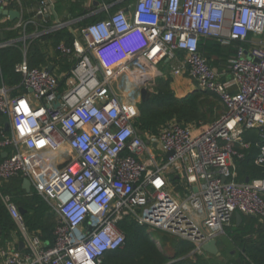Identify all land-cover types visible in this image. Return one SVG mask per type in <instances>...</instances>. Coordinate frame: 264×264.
I'll return each mask as SVG.
<instances>
[{
	"label": "built area",
	"instance_id": "2783aa9c",
	"mask_svg": "<svg viewBox=\"0 0 264 264\" xmlns=\"http://www.w3.org/2000/svg\"><path fill=\"white\" fill-rule=\"evenodd\" d=\"M25 26L17 24L24 42ZM78 31L56 46L72 61L62 91L58 74L25 57L14 66L25 92L0 87L10 124V133L0 129V149L12 148L0 180L27 177L56 214L46 245L0 190L26 247L2 251L4 263L103 264L125 244V220L187 240L200 254L236 212L264 218V0H135L130 16L121 7ZM202 37L239 43L226 68L199 51ZM164 60L171 76L190 77L224 109L199 127L169 120L144 137L134 123L140 91H152ZM252 150L261 176L241 177L238 161Z\"/></svg>",
	"mask_w": 264,
	"mask_h": 264
},
{
	"label": "trees",
	"instance_id": "16d2710c",
	"mask_svg": "<svg viewBox=\"0 0 264 264\" xmlns=\"http://www.w3.org/2000/svg\"><path fill=\"white\" fill-rule=\"evenodd\" d=\"M55 35V40L64 37L69 41L72 39L70 33L62 30L55 32ZM236 44L239 43L233 42L228 46H222L212 38L202 37L199 41V51L206 57L210 65L216 66L220 60L218 58H227L233 53ZM0 52L7 53L4 57L0 54L4 78L17 80L19 76L13 67L14 63L19 59V49L16 46H9ZM28 56L34 66L45 63L48 58L46 52L34 41L30 42ZM154 89L155 92L151 94L150 98L139 104V115L135 118L134 123L140 132L156 133L162 124L172 119L179 120L184 124L192 123L196 120H202L205 123L214 120L209 119V113L212 112L214 103L218 100L213 92L196 88L182 97H177L170 88L169 82L161 79L157 81ZM252 155L253 150L244 160L238 161L241 177L243 173L249 175V178L261 176L259 169L252 164ZM0 190L3 193L10 194L15 203L24 209L23 217L30 232L39 233L43 239H52L55 217L49 205L39 193L32 189L27 194L21 187L20 178L11 183L10 188L0 185ZM256 222L255 218H248V222H241L238 226L234 223L226 230L227 236L241 250L239 255L240 262L234 260V264H264V230L261 228L256 229L254 227ZM0 225L5 226L8 230L15 227L1 200ZM120 227L126 235L125 245L135 242L130 247L133 264H165L171 259L186 255L192 249L191 244L180 241L173 247L174 253L172 257H168L155 247L152 239L148 238L144 226L131 220H125L120 222ZM142 229L145 237L143 235L136 239L135 236L138 233L142 235ZM146 246L150 248L149 251L143 250ZM124 252V249L107 252L103 256V264H125L126 259L124 258L128 257H125ZM171 264L200 263L186 257L178 258Z\"/></svg>",
	"mask_w": 264,
	"mask_h": 264
},
{
	"label": "crops",
	"instance_id": "0c3cea01",
	"mask_svg": "<svg viewBox=\"0 0 264 264\" xmlns=\"http://www.w3.org/2000/svg\"><path fill=\"white\" fill-rule=\"evenodd\" d=\"M134 1L135 0H8L7 3L0 9V42L6 43V45H3L0 47V51L4 50L5 47L16 46L19 49L20 56H19V59L14 63V66L16 63L20 62L24 57L26 58L29 65L34 66L31 64L28 55H29L30 42L32 41L36 42L39 45V47L44 52H46V55L48 56L45 63L40 64L38 66H45V67L52 66L51 71L58 74L60 78L59 90L62 91L65 87V78H66L65 73L68 71L70 65L72 64V61L69 59V57L58 52L56 50V46L61 42L65 43L66 45H70L71 44L70 42H72L74 37L78 35V32H79L78 30L81 26L93 20L103 19L109 13L116 11L118 8L123 7L126 10V13L128 14V16H130ZM104 5H106L108 8L104 9ZM42 6L46 7V11L43 14H39L38 10ZM10 10L17 11L19 14L18 17L10 18L8 14H5L6 11H10ZM19 22L26 23L25 32H26L27 39L25 40V42L22 40V28L17 27V24ZM58 30H62L64 32L66 31L67 33H70L72 37L71 41L67 40L65 37L55 40V36H56L55 32H57ZM0 54L1 56L3 55V57L7 55V53L5 52H0ZM232 55L233 53L230 54L227 58H223V57L218 58V60L219 59L220 60L218 61L217 65L216 66L212 65V66L218 70L226 68L228 66V60ZM157 68L160 71V75L159 77L153 80L152 91H150L149 86L147 88H144L146 89V91L149 92V98L151 94L155 92L154 88L156 86L157 81L160 79L169 82L170 88L172 89V91L177 97H182L188 92L197 88L195 81L186 75L171 76L169 72V62L167 60H164L163 62H161L157 66ZM18 76L19 78L15 81L12 80L11 78H4L2 74V63L0 60V87L1 86L6 87L11 96L25 92V89L21 86L20 74H18ZM142 101L143 100L141 99V102ZM172 120H176V119H172ZM176 121L180 122L179 120H176ZM6 123L9 124L7 117L0 114V129L3 128V130L8 134L10 133V124H9V129H6L5 127ZM185 124H191V125L193 124V126L196 128V127H199V125L205 124V123L198 124V123L192 122V123H185ZM142 133L144 134V137H147L148 135L156 134V133H149L147 131H143ZM11 150L12 148L9 146L3 149H0V161L5 157L2 154L4 152H7L6 154L7 156L11 152ZM18 178L21 179V187H22L23 177H18ZM18 178L17 177L12 178L9 180V182L12 181L13 183ZM1 182H4V181L0 180V183ZM0 185H3V184H0ZM32 189L34 188L31 185V190ZM18 208H20V206H18ZM50 210L54 214L55 223H56V214L52 210L51 207H50ZM248 218H251V217L243 216L242 222L243 223L248 222ZM254 218L257 221L254 224V227L256 229L261 228L264 230V218H257V217H254ZM234 223H235V215L233 218L232 225ZM142 226L145 227V233L148 234L149 232L147 230L148 226L146 225H142ZM157 231H159L160 234H162V236H163V233H165L161 230H157ZM36 234L39 235V233H36ZM148 238L152 239L157 249L162 251L168 257H172L174 252L172 253L171 251H168V250L165 251L163 249L164 243H165L164 237H163V242H160L159 240L153 239L150 237ZM41 239L46 245L52 244L53 238L52 239L41 238ZM180 239L182 241H185L191 244L192 249L186 255L178 257V258L188 257L192 259L193 261L199 262L200 264H218L214 262V258H207V257L205 258L206 255H209V257H211L212 254L206 251L200 254L193 252V247H194L193 244L182 238ZM134 243L135 242H133L130 245L128 243L126 245L124 244V246L120 248L121 250L123 249L125 250L124 255L125 257H128V258H124L126 259L125 264H133L132 262L133 258H131L132 252L130 250V247L131 245H134ZM7 250L23 254L26 251V247H25V243L23 241L21 234L16 229V226L13 229L8 230L6 229L5 226L0 225V264H5L4 255L2 251H7ZM196 257H199V258H196ZM178 258L171 259L165 264H171L172 262H175L176 260H178ZM239 259H240L239 257L235 258L237 262H240Z\"/></svg>",
	"mask_w": 264,
	"mask_h": 264
},
{
	"label": "rangeland",
	"instance_id": "374dc122",
	"mask_svg": "<svg viewBox=\"0 0 264 264\" xmlns=\"http://www.w3.org/2000/svg\"><path fill=\"white\" fill-rule=\"evenodd\" d=\"M222 112H223V104L220 101V99H218L214 103V107L212 109V112L209 113V119H215ZM194 122L198 123V124L199 123H205V121H202V120H196ZM159 152H161L159 148H154L153 153H159ZM11 183H12V181H10V182L8 181V182H1L0 184H3L5 187L10 188L11 187V185H10ZM243 216H245V215H243ZM245 220H246V218H245ZM228 228L229 227H225L224 228V233H221L216 238V244H217V247H218V250H219L220 254L218 256L212 255L211 257H209V255H206L205 258L206 257L207 258H214V262H216L218 264H234V260H235V258L239 257L241 250L227 236L226 230ZM147 230L149 231L148 232V237H150V238L157 239L160 242H163V237L165 238L164 248L162 247L165 251L168 250V251H171L173 253L174 252L173 251L174 250L173 246H175V244L180 243V241H182L179 237L174 236V235H169L167 233L166 234L163 233V236H162V234H160L159 231L149 229V227L147 228ZM143 235H144V230L142 231V235H140V233H138V235L135 236V238L138 239L139 237H142ZM144 237H145V235H144ZM143 250L144 251H149L150 248L146 246V247H144Z\"/></svg>",
	"mask_w": 264,
	"mask_h": 264
},
{
	"label": "water",
	"instance_id": "95a60500",
	"mask_svg": "<svg viewBox=\"0 0 264 264\" xmlns=\"http://www.w3.org/2000/svg\"><path fill=\"white\" fill-rule=\"evenodd\" d=\"M5 14H8L10 18H16L19 15L17 11H12V10L6 11ZM47 69L48 70H51L52 69V66H47ZM140 93H141V99L143 101L149 98V92L146 91V89L142 88L141 91H140ZM54 106L55 107H58L59 106V102L56 101L54 103ZM5 127H6V129H9V124L6 123L5 124ZM172 153L173 152L170 151V152H167L166 155L167 156H170V155H172ZM6 154H7V152H4L2 155L3 156H6ZM246 181H247V179H246ZM22 188L27 193L30 192V190H31V182H30V180L27 177L23 178V180H22ZM19 211L22 214L24 213V209L21 208V207L19 208ZM250 217L251 218H254L253 215H250ZM242 220H243V215L240 214L239 212H236L235 213V223H236V225H239L242 222ZM91 229H92V226L88 225V230L90 231ZM21 244H22V242H21ZM202 248H203L204 251H206V252H208V253H210L212 255H219L220 254L215 239H211L208 242L204 243L203 246H202ZM239 261H240V259H239Z\"/></svg>",
	"mask_w": 264,
	"mask_h": 264
}]
</instances>
